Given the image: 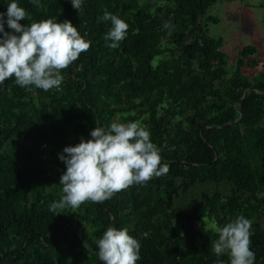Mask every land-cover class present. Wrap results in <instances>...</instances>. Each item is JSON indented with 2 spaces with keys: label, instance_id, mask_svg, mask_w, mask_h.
<instances>
[{
  "label": "trees",
  "instance_id": "trees-1",
  "mask_svg": "<svg viewBox=\"0 0 264 264\" xmlns=\"http://www.w3.org/2000/svg\"><path fill=\"white\" fill-rule=\"evenodd\" d=\"M216 1L83 0L76 11L70 0H17L32 17L21 24L67 19L91 46L61 71L58 90L0 84V264H103L96 241L110 226L139 241L137 264H229L212 251L210 225L239 215L252 221L254 264H264V70L241 71L260 64L254 46L228 67L222 38L208 31ZM105 10L129 25L116 49L104 39ZM117 121L146 126L168 172L50 211L63 195L58 154Z\"/></svg>",
  "mask_w": 264,
  "mask_h": 264
},
{
  "label": "clouds",
  "instance_id": "clouds-1",
  "mask_svg": "<svg viewBox=\"0 0 264 264\" xmlns=\"http://www.w3.org/2000/svg\"><path fill=\"white\" fill-rule=\"evenodd\" d=\"M70 2L76 11L82 10L83 0ZM25 19L32 17L17 0L7 4L6 13L0 12V84L14 77L22 88L58 90L64 80L61 71L78 60L82 52H87L91 41L67 19L58 22L53 17L21 24ZM101 19L111 22L104 36L106 42L111 41L107 46L118 48L127 36L128 23L107 10ZM5 23L10 32L5 31ZM163 28H171V22H163ZM150 136L140 121H117L108 128L96 126L90 132L91 139L81 138L75 146L64 147L63 154H58L66 166L59 179L63 195L50 204L49 210L59 214L65 208L76 209L87 201L102 203L134 184L143 185L153 177L166 174L169 166L162 163L161 149ZM210 226L218 234L212 243L217 257L226 254L229 264H254L250 219L239 215L222 227L215 221ZM96 244L103 264H137L140 259L141 245L129 235L128 228L110 226ZM217 264L224 261L218 260Z\"/></svg>",
  "mask_w": 264,
  "mask_h": 264
},
{
  "label": "rangeland",
  "instance_id": "rangeland-1",
  "mask_svg": "<svg viewBox=\"0 0 264 264\" xmlns=\"http://www.w3.org/2000/svg\"><path fill=\"white\" fill-rule=\"evenodd\" d=\"M264 0H217L207 10L208 15L217 18L215 22L208 23L209 34L222 38V51L227 55V65L233 66L238 58V52L243 46H254L257 51L252 58H258L257 67L241 68L242 73L249 76L255 75L259 70H264ZM193 191L188 195L195 196Z\"/></svg>",
  "mask_w": 264,
  "mask_h": 264
},
{
  "label": "built area",
  "instance_id": "built-area-1",
  "mask_svg": "<svg viewBox=\"0 0 264 264\" xmlns=\"http://www.w3.org/2000/svg\"><path fill=\"white\" fill-rule=\"evenodd\" d=\"M84 38H85L86 40H89L87 36H84Z\"/></svg>",
  "mask_w": 264,
  "mask_h": 264
},
{
  "label": "water",
  "instance_id": "water-1",
  "mask_svg": "<svg viewBox=\"0 0 264 264\" xmlns=\"http://www.w3.org/2000/svg\"><path fill=\"white\" fill-rule=\"evenodd\" d=\"M246 93V90H245V92H244V94ZM242 116V113L240 114V117Z\"/></svg>",
  "mask_w": 264,
  "mask_h": 264
}]
</instances>
